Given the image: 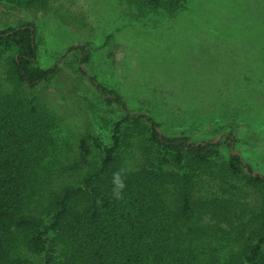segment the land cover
<instances>
[{
  "label": "rangeland",
  "instance_id": "obj_1",
  "mask_svg": "<svg viewBox=\"0 0 264 264\" xmlns=\"http://www.w3.org/2000/svg\"><path fill=\"white\" fill-rule=\"evenodd\" d=\"M25 22L35 25L40 65L56 67L50 79L31 88L9 77L12 52L0 56V92L35 99L56 117L41 176L43 197L34 208L42 211L50 197L78 184L98 164L101 152L95 142L112 144L113 123L124 113L120 106L108 105L83 77L79 51H68L72 45H86V69L119 89L131 109H151L164 127L221 119L239 101L244 123L237 140L224 143L220 156L205 169L189 170L196 196L220 185L236 195L234 201L241 200L199 206L191 223L205 236L200 241L205 264L230 263L241 246L236 226L251 227L261 199L245 185L244 176L215 179L209 172H220L229 151L235 150L264 173V0H185L175 17L143 13L119 0H40L32 6L0 1V30ZM177 108L181 114L172 112ZM218 108L223 112L215 113ZM205 127L200 135L194 133L195 139L222 133ZM170 188L177 196L179 187L171 183ZM21 251L27 264H43V257L28 254L27 246Z\"/></svg>",
  "mask_w": 264,
  "mask_h": 264
},
{
  "label": "trees",
  "instance_id": "obj_2",
  "mask_svg": "<svg viewBox=\"0 0 264 264\" xmlns=\"http://www.w3.org/2000/svg\"><path fill=\"white\" fill-rule=\"evenodd\" d=\"M0 1L32 6L40 0ZM119 1L143 13L170 17L185 7V0ZM35 38L33 23L0 30V56L12 52L9 77L31 88L56 72L55 66L40 65ZM68 51H79L83 77L108 105L120 106L124 113L113 123L112 144L95 142L101 152L98 164L78 184L50 197L39 211L33 205L38 206L43 197L41 176L56 117L35 99L0 92V264H27L21 251L24 245L28 254L43 257V264H205L200 254L205 236L191 227L195 211L202 209L199 206L220 207L241 200L234 201L236 195L220 185L201 193V198L196 196L189 170L205 169L220 156L224 143L237 140L236 132L244 123L239 101L224 112L216 109L215 113L223 112L221 119L211 116L199 124L164 127L151 109H131L119 89L86 69L90 61L86 45H72ZM113 54L111 49L109 55ZM172 112L182 113L179 108ZM204 126L222 132L221 139H195L194 133L200 135ZM120 169L126 170V187L117 200L112 195V176ZM255 172L234 150L220 172H209L215 179L244 176L245 185L261 199L251 227L236 226L241 246L228 264H264V173ZM171 183L179 187L177 196ZM248 231L250 236L245 237Z\"/></svg>",
  "mask_w": 264,
  "mask_h": 264
},
{
  "label": "clouds",
  "instance_id": "obj_3",
  "mask_svg": "<svg viewBox=\"0 0 264 264\" xmlns=\"http://www.w3.org/2000/svg\"><path fill=\"white\" fill-rule=\"evenodd\" d=\"M125 169H120L113 173L112 176V195L115 199L119 200L122 199V192L124 188L126 187L125 184V176L123 173L125 172Z\"/></svg>",
  "mask_w": 264,
  "mask_h": 264
},
{
  "label": "water",
  "instance_id": "obj_4",
  "mask_svg": "<svg viewBox=\"0 0 264 264\" xmlns=\"http://www.w3.org/2000/svg\"><path fill=\"white\" fill-rule=\"evenodd\" d=\"M221 137H222V135L220 134V135H218L213 141H218V140L221 139ZM234 153H239V152L234 150ZM258 172H259V171H256L255 173H258ZM255 173H254V174H255Z\"/></svg>",
  "mask_w": 264,
  "mask_h": 264
}]
</instances>
